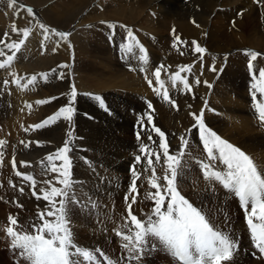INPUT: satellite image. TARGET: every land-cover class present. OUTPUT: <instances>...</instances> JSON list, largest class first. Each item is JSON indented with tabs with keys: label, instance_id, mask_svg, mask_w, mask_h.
Masks as SVG:
<instances>
[{
	"label": "bare ground",
	"instance_id": "6f19581e",
	"mask_svg": "<svg viewBox=\"0 0 264 264\" xmlns=\"http://www.w3.org/2000/svg\"><path fill=\"white\" fill-rule=\"evenodd\" d=\"M88 1L67 0L63 5V9L60 8L62 6L60 4L55 6H49L52 4L45 5L42 6V9L36 8L35 17H31L24 8H11L8 6L9 0H3L1 3L4 6V12L0 14V23H3L5 25L4 29L11 33L13 24L18 29L29 26L34 29L38 27L37 20L47 21L50 23V28H57V31L69 33L70 29L65 30L67 25L61 27L58 25L59 21L62 22L68 10H73L75 6H81ZM17 4L24 5L25 8L29 7L18 0ZM235 7L237 10H234ZM237 11H239V14ZM110 23L131 26L137 31H141L139 28L141 26L142 30H146V32L154 33L162 39L167 38V42L170 43L168 46H163V48L167 47L168 53L166 52L162 56L156 55L158 59H163L167 71H177L179 70L178 66L181 65H200L202 68L201 72H196L191 76L193 82L191 92L180 90L172 97L179 105L178 110L166 101H159L156 102V106L153 105L154 112L152 114L156 119L155 125L157 127L161 126L167 134L170 151H176L179 148V136L185 134L186 130L191 129L194 121L190 113L196 112L199 114L200 109L204 107V101L207 100L208 107L204 113L206 125L223 139L228 140L251 155L258 165L264 166V130L258 126L257 119L253 116L250 85L246 83V79L250 77V75L247 76L249 73L247 67L249 58L245 54V50L249 49L264 54V0H98L87 14H83L76 20V27L85 26L84 35L78 48L74 49V43L69 38L60 40L50 36L47 39V45L49 46L47 54H41L29 63L17 67L18 71L15 77L27 72L36 73L51 69L55 62L61 61L62 64L60 65H63V68H61L60 73H63L64 77L62 79L65 86L55 89L49 83L44 89L41 87L19 95L16 102L19 107L17 109L11 107L8 118L6 117L7 119L0 121V140L5 141L4 145L8 146L13 141L22 139L25 137L21 138L24 129L37 123L44 110L45 117H47L67 105V95L73 83L79 88L78 95L82 99L79 105L81 112L87 104V108H90L89 112L94 113L92 109L93 102L86 96L89 92L103 94L107 100L116 106L115 110L121 115V118L112 120L110 117L111 119L108 121L113 127L111 128L113 132L109 136V141L113 147L114 144L118 146L114 147V151H106L104 147L103 151L99 150V152L93 154L94 158H98L102 167H100L101 165L93 166L92 163V168L82 162L81 165L83 166L79 168L84 169L87 167L89 170L111 175L121 174L119 176H96L92 182L85 178L79 180L77 176V180L82 182V186H76L77 193L83 192L85 194L84 199L81 198V200L91 197L98 204V208L81 210V208L75 207L70 212V219L73 221L70 226L74 233L75 242L89 249L99 248L105 254V250L109 251L107 248L109 240L106 231L116 228L122 223L121 218L127 215L124 210L125 202L120 197L122 193L117 187L122 186L124 188L126 184H130L129 176H125L128 172L124 173L123 167L127 166L128 160L135 151H129L128 147L133 150L141 143L134 136L137 133H133V118L128 113L123 115L124 107L128 103L136 106L141 105L137 100V95L148 91L144 82L133 73L126 71L119 64L108 45L103 43V31ZM172 29H175L176 35L180 37L181 41L187 42V46L178 45L179 50L172 47ZM192 41L198 42L206 49L202 61L200 54L193 51ZM72 50L74 51L73 54ZM181 52H183V55L180 54ZM226 56L227 60L225 61ZM75 59H79L76 68L78 76L77 80L72 82L70 61ZM213 63H215L218 70L223 68V71L219 74L212 72L210 67ZM65 65L67 67H64ZM263 66L264 58L258 57L257 61L254 62V67L259 69ZM197 77L201 80L199 85L195 84ZM55 78H58V76ZM203 81H208L213 87L209 89ZM58 92L64 93H61V97L58 98ZM53 97L55 99H51ZM38 100H49L50 102L46 105H40L36 103ZM28 105H31V108ZM142 108L146 112L150 111L147 106ZM12 114L14 118L11 117ZM63 123L64 128L69 127L68 122L63 121ZM145 124H148V122L145 121ZM141 133V140L146 144H150L146 138V133L143 131ZM151 134L153 139L158 142L159 137L157 134L154 132ZM47 136L52 135L49 133ZM196 137H198V132L195 129L187 134L186 138L189 139L190 143L184 157L186 161L184 164L185 170L178 177L177 187L181 189L182 195H187V199L194 206L202 209L207 214L209 221L214 226L221 227L226 221V213L228 212L219 204L221 201L220 196L210 189L209 183L204 180L203 176H198L196 173V167L199 166L197 161L206 159L203 146L200 140H195ZM59 144L60 141L54 142L55 148ZM98 146L101 147L99 144ZM9 151L10 155L8 154L7 160L1 161L0 169H3L5 175L13 177L11 173L14 174L24 166H22L21 161L16 160V154L14 156V153L13 155L11 153L12 150ZM13 158L16 162L15 168L12 165ZM193 160H196L195 164ZM162 162L163 157L161 158ZM156 167L157 174L162 175L160 165L158 164ZM120 168H123L122 171H120ZM198 170L201 172L199 167ZM148 174L151 175V173ZM45 177L48 178L49 176ZM144 188L147 192L142 194L140 202L136 198L137 203L133 205L141 218L144 217L145 213L150 212L153 207V202L147 199L146 196L149 191H154V189H150L147 185ZM14 205L12 208L15 210L19 208V206ZM8 206H11V203ZM14 209L12 210L14 211ZM5 211L0 207V223L7 219V214L8 216L13 214ZM36 213L35 211H30V213L24 211L19 216L21 218L34 217ZM159 261L160 263H157L158 259L154 254L142 260L141 264H175L167 256L161 254L159 255ZM4 262L6 263L0 257V264H5ZM229 264H264V261L243 255L235 257L234 261L229 262Z\"/></svg>",
	"mask_w": 264,
	"mask_h": 264
},
{
	"label": "snow or ice",
	"instance_id": "6c2138e0",
	"mask_svg": "<svg viewBox=\"0 0 264 264\" xmlns=\"http://www.w3.org/2000/svg\"><path fill=\"white\" fill-rule=\"evenodd\" d=\"M8 6L14 9L24 8L29 16L35 17L32 7L25 8L24 5H18L17 0H9ZM36 22L43 31L45 40L50 38L51 33H55L60 40H67L71 35L68 32H59L50 28L39 20ZM29 23L31 24V21ZM108 27L110 29L108 39L110 42H115L114 37L118 25L110 23ZM119 27L125 29L124 36L117 44L123 54L122 58L128 59V54H132L135 47L139 52L137 59L148 64L147 49L134 34V31L127 25H119ZM32 31L31 26L18 29L13 24L12 32L21 38L11 39L7 33L4 34L6 40L10 42L0 40V69L12 65L16 54L26 44ZM172 35L173 48L178 49V45L187 46V42L181 41L180 37L176 35L175 29H172ZM191 45L193 51L200 54L202 61L206 49L196 41H192ZM7 52H11V54L9 55ZM180 54L183 55V52ZM245 54L249 58L247 67L251 80L250 97L253 116L257 119L258 126L264 129V68L254 69V62L258 57L264 58V54L251 49L245 50ZM224 59L226 61L227 56ZM164 68L165 65L161 64L153 72L159 87L153 86L151 79L147 82L158 96L178 110L179 105L170 97L169 91L165 87V80L161 78ZM191 68L192 65L178 66L179 70L168 77L172 86L177 87L179 82L181 88L178 90L191 92L192 86L187 75H181V73H190ZM210 70L219 74L223 68L218 70L213 63ZM52 74H57L56 69L52 70ZM49 75V73H41L39 77L47 81ZM57 75L59 78H63V73ZM37 80L38 76L34 74L23 85H21L20 79H15L13 82L18 87L28 88L35 86ZM200 83L201 80L197 77L195 84L199 85ZM203 83L209 89L213 87L208 81H203ZM4 84L7 85L8 81L5 80ZM77 95V89L73 83L68 93V104L59 108L57 112L42 122L32 126L35 129H41L55 124L61 119L68 122L69 125L62 145L40 161L44 174H55L52 179L42 181L46 187L37 191V181L33 175L16 172V175L22 177L24 182H30L32 195L37 200L43 199L47 205L44 210L37 211L36 219L30 225L31 232L25 230L19 224L17 217L12 215L8 216V226L0 229L5 231L6 238L10 242V250L16 255L14 264H20V260L25 261V264H121V261L126 264H141L146 254L156 251H164L173 258L176 264H222V262L229 264L234 261L236 253L240 251L239 238L215 228L207 214L194 206L177 187L178 177L185 170L184 157L190 143L186 137L192 129L198 132L203 151L206 154L205 160L197 161L204 180L209 183L213 191L215 184L218 183L227 193L238 200L245 214L246 228L253 248L252 255L258 260H264V166L258 165L251 155L223 139L206 125L204 113L208 107L207 100L204 101V107L200 109L199 114L190 113L194 122L191 129L179 136V148L176 151H170L167 134L153 123L154 108L151 102H148L147 107L150 111L142 114L137 122L139 130L136 139L141 141L140 154L135 156L134 163L129 169L131 182L124 197L127 204V215L123 216L122 223L113 229L114 234L120 239L122 254L118 259H112L99 248L89 249L78 245L70 226V212L75 207H79L81 210L96 209L98 204L91 197L86 200L77 197L76 186H82V182L74 179L72 174L74 161L70 154L74 151L76 139L72 128L76 113L73 102ZM92 98L100 107L107 110L106 102L102 96L94 95ZM48 102L50 101H36L37 104ZM28 107L31 108V105ZM145 120L148 124H145ZM25 130L27 131V129ZM141 131L146 133L150 144L141 140ZM152 132L159 137L158 142L153 139ZM5 143L0 140V145ZM21 143L25 142L21 141ZM36 144L41 146L39 141ZM142 156L143 173L137 168L142 162ZM162 157L163 162L161 163ZM0 160H2V153H0ZM84 161L89 167H92L91 161H88L87 158H84ZM21 164L27 166L25 161H21ZM158 164L162 175L157 174L156 165ZM12 165L15 168L14 158ZM141 175L145 176L149 188L154 189V191H149L146 196L153 202V207L150 212L144 214L143 219L133 214V205L137 203L136 196L139 195L137 180ZM57 184L59 187L56 186ZM19 191L23 193L24 188L21 187ZM129 196L132 197L131 201H129ZM18 206L22 207V205ZM104 230L106 231V229Z\"/></svg>",
	"mask_w": 264,
	"mask_h": 264
},
{
	"label": "rangeland",
	"instance_id": "374dc122",
	"mask_svg": "<svg viewBox=\"0 0 264 264\" xmlns=\"http://www.w3.org/2000/svg\"><path fill=\"white\" fill-rule=\"evenodd\" d=\"M3 0H0V14H2L4 11V6L3 4L1 3ZM19 1V0H18ZM31 5H28L30 7L33 8L34 12L36 11V8L37 9H42L43 7L42 6H45V5H49V4H52V5H49V6H55L57 4H60L62 5L60 8L63 9V5L65 4V2L67 0H38V1H31V0H23ZM98 0H89L87 3H84L83 5L81 6H75V8L73 10H68V12L66 13V15L64 16L62 22L59 21L58 25H60L61 27L62 26H66V29L65 30H69L70 32V36L68 37L70 40L73 41L74 43V49L75 48H78L80 42L82 41V38H83V35H84V29H85V26H79V27H76V20H78V18H80L83 14H87L88 11H90V8L94 5V3H96ZM77 3V2H76ZM34 5V6H33ZM88 9V10H87ZM234 10H237V8L235 7ZM240 11V10H239ZM239 11H237V13L239 14ZM80 16V17H79ZM69 18V19H68ZM41 23H44L45 25L49 26V22L47 21H40ZM230 24H231V20H230ZM54 27H56L55 25H53ZM146 26V25H145ZM139 28L142 30L141 26H139ZM57 29V28H56ZM5 33H7L10 37H12L11 39H20V37H18L14 32H7L5 30ZM164 39H167V38H164ZM5 41L8 42L5 38ZM167 41V40H166ZM10 42V41H9ZM169 42V41H168ZM166 46V45H164ZM168 46V44H167ZM109 47V46H108ZM110 48V47H109ZM73 49V50H74ZM72 50V54L74 53V51ZM111 50V48H110ZM112 51V50H111ZM7 54H11V53H7ZM158 59V58H157ZM91 60V58H90ZM78 62H79V59H75L73 61H70L71 63V71H70V77H71V81L72 82H75L77 80V76H78V73L76 71V68L78 66ZM60 64H62L61 61H57L53 64L52 68L53 67H58ZM120 64V63H119ZM122 65V64H121ZM128 65V64H126ZM122 67L130 72L129 70H127L125 68L124 65H122ZM132 73V72H131ZM69 75V74H68ZM135 75V74H134ZM58 76V75H57ZM136 76V75H135ZM64 77V76H63ZM137 77V76H136ZM51 85L54 86V88L56 89L57 87L61 88L63 86H65V82L63 79L61 78H55V80L53 82H49ZM48 83V84H49ZM67 83V82H66ZM56 86V87H55ZM45 85L43 86L42 89H44ZM76 89H77V93L79 94L78 90V86L75 85ZM61 93H64V92H58L57 96L58 98L61 97ZM175 95L172 94L170 95V97L172 98L173 96ZM68 96V95H67ZM81 98H80V95H77V98L76 100L73 102V107H75L76 109V113L74 114V118H73V122H72V128H73V135L76 137L75 141H74V144H76L75 148H74V151L70 154L72 156V158L74 159L73 161H76L74 163V167L72 168V174H73V178L77 180V178L79 177V180L81 179H88L90 182H92V180L96 177V176H119L121 173H118V174H115V175H111L109 173H103V172H100V171H95V170H89L87 167L82 169V168H79L83 165V163H85L84 161V158H87L88 161H91L93 163V166H97V165H101L99 164V161H98V158H94L93 154L94 153H97L100 151H103V148L106 150V151H114V147L116 148L118 145L114 144V147L112 145V143H110L109 141V136L112 135V132L113 130L111 128V125L109 123L108 120H110L112 118V120H115V118H121V115L118 114V112H116V116H110L108 113H105L103 111H101L97 106H95L94 104H92V109L94 110V113L93 112H89L90 108H87V104H85V107L83 108L84 110L81 112V109L79 107L80 103H81ZM77 101V102H76ZM159 101H164L163 99H159L155 102L152 103V105H157V103ZM69 100L67 101V104H68ZM157 102V103H156ZM75 104V105H74ZM133 107L135 104H131V103H128V105L126 104V106L124 107V113H128V115L130 117L133 118V128L136 127V130L135 132L133 131V133H137L136 131H138V125L136 123V120L138 121L139 118H134V116L131 114V112L129 111V109L131 108L130 107ZM142 105V104H141ZM128 106V107H127ZM136 106V105H135ZM143 106H147V105H142L140 108L141 110H143V114L146 113V110L143 109L142 107ZM0 121H3L4 119H7L8 116L10 115V107H2V105L0 106ZM113 107H116V106H113ZM8 108V109H7ZM7 110V111H6ZM9 110V112H8ZM96 111V112H95ZM8 115H7V114ZM53 114V113H51ZM50 114V115H51ZM103 114V115H102ZM97 115V116H96ZM103 116V117H101ZM109 116V117H108ZM7 117V118H6ZM111 117V118H110ZM154 117V115H153ZM45 118V110H44V113L43 115L39 118V121L40 119H44ZM102 119V121H101ZM155 117H154V120H153V123L155 124L156 121H155ZM89 121V122H88ZM146 121V120H145ZM85 122V123H84ZM102 122V123H101ZM89 123V124H88ZM115 123V122H114ZM36 124V123H35ZM34 124V125H35ZM60 124V125H59ZM63 120H59L56 124L54 125H51L49 127H47L44 132H39V133H36V134H33L32 133V128L33 127H28V128H25V129H28L27 131L24 129L23 131V135H21V138L23 136L22 139H19V140H15V142L13 141L12 143H10V145H0V153H2V160H0V163L2 164V162L6 159L7 160V157H9L10 155V151L9 150H12V155L14 153V156L16 154L17 156V161H25L27 163H33V162H38L42 159H44L49 153H52L54 152L58 147H60L63 143L62 141L65 140L66 136H65V133L67 131L68 128H64L65 126L63 125ZM75 124V125H74ZM94 124V125H92ZM97 124V125H96ZM109 124V125H107ZM92 125V126H91ZM110 127V128H109ZM161 130V126H158ZM57 128V129H56ZM62 128V129H61ZM128 128H130V126H128ZM149 128H150V125H149ZM55 129V130H54ZM96 129V130H95ZM111 129V130H110ZM61 130V131H60ZM78 130V131H77ZM81 130V131H80ZM86 130V131H85ZM99 130V131H98ZM50 131V132H49ZM80 131V132H79ZM85 131V132H84ZM163 131V130H162ZM29 132V133H28ZM46 132V133H45ZM65 132V133H64ZM118 132H119V129H118ZM42 133V134H41ZM51 134L52 136H47L48 134ZM59 133V134H58ZM91 133V134H90ZM102 133V134H101ZM31 134V135H30ZM83 134V135H82ZM90 134V135H88ZM142 134V133H141ZM28 135V136H27ZM85 135V136H84ZM106 135V136H105ZM47 136V138H45ZM136 137V134L134 135ZM38 137V138H37ZM108 137V138H107ZM32 138V139H31ZM53 138V139H52ZM82 138V139H80ZM90 138V139H88ZM106 138V139H105ZM28 139V140H27ZM40 142V145L41 146H37L36 142L37 141ZM99 140V141H98ZM21 141H24L25 143H21ZM60 141V144L58 145L57 148H55L54 146V142H59ZM82 141V142H81ZM94 141V142H93ZM91 142V143H90ZM30 143V144H29ZM89 143V144H88ZM106 143V144H105ZM16 144V145H15ZM92 144V145H91ZM101 145L100 146H98ZM23 145V146H22ZM78 145V146H77ZM28 146V147H27ZM44 146V147H43ZM92 146V147H91ZM139 146L138 145L136 147V149L134 148L133 150L131 148L128 147L129 151H138L139 150ZM14 147V148H13ZM86 147V148H85ZM94 147V148H93ZM99 148V149H97ZM101 148V149H100ZM82 149V150H81ZM92 149V150H91ZM14 150V151H13ZM8 151V152H7ZM92 151V152H91ZM9 154V155H8ZM19 158V159H18ZM24 160H23V159ZM21 159V160H20ZM27 159V160H26ZM31 159V161H30ZM97 160V161H96ZM132 160V156L130 157V159L128 160L129 163L131 162ZM2 161V162H1ZM83 162V163H82ZM98 162V164H97ZM129 163L127 164V166L123 167V168H120V171H124L125 172H128V174H126L125 176H130V171L128 169L129 167ZM109 167H110V164L108 163ZM142 165V164H140ZM138 165V166H140ZM22 166H25L24 164ZM102 167V165L100 166ZM198 167H196V173L198 176H203L201 174V172L198 170ZM93 168V167H92ZM76 170V171H75ZM88 173V174H87ZM105 174V175H104ZM201 174V175H200ZM11 175H13V177H10V175H7L9 176L10 178H12V182H11V185H9L7 182H6V185L5 187L2 188V192H0V207L2 208V210H6L5 212L8 211V213H13L12 215L17 217V218H21L19 215L21 212H24V211H27V213H30V211H35L37 212L38 209L39 210H44L46 208V205H47V202L44 201L43 199H40V200H37L35 198V196L32 195V189L31 187L30 188H26V187H23L24 188V191L23 193H21L19 191V189L21 187L19 186H16V183H13L14 181H18L19 180V177L18 176H14V174L11 173ZM6 176V177H7ZM45 176H49L48 178H46ZM42 179H41V182L36 185V188L38 190V188H43V187H46V185H44L42 183V181L44 180H47V179H52L55 174L53 173H49V174H46ZM78 176V177H77ZM82 176V178H81ZM122 176V175H121ZM15 177V178H14ZM90 177V178H89ZM14 179V180H13ZM187 179V177H186ZM12 184H14L15 186H13ZM9 185V186H8ZM7 186V187H6ZM57 187H59V185L57 184L56 185ZM149 186V184L147 185ZM5 189V190H4ZM178 190L182 193L181 189L178 188ZM76 193H77V190H76ZM77 197L79 199L83 198L84 199V193L83 192H78L77 193ZM82 194V195H81ZM184 194V193H183ZM185 197L187 196L186 194H184ZM9 197V199H8ZM187 198V197H186ZM15 199V200H14ZM11 203V206H8L9 204ZM15 204V205H14ZM14 206H18V205H22V207L19 206L18 209H14L12 208ZM25 207V208H24ZM14 209V211L12 209ZM9 209V210H8ZM15 212V213H14ZM19 213V214H18ZM17 214V215H15ZM6 218H8V214L6 216ZM5 220V219H4ZM3 220V221H4ZM71 220V219H70ZM73 221L71 220V223ZM109 232L110 230L106 231L107 233V236H108V240H110L109 238ZM111 246V247H110ZM112 247L113 245L110 243H108V246L107 248L109 249V251L112 250ZM114 248V247H113ZM156 256V259H158V262L157 263H160L159 261V255L158 254H155ZM0 257H2L7 264H14L12 263L8 258L7 256L5 255V252L4 251H1L0 249ZM144 260V259H143ZM5 263V262H4ZM5 263V264H6ZM174 263V262H173Z\"/></svg>",
	"mask_w": 264,
	"mask_h": 264
}]
</instances>
